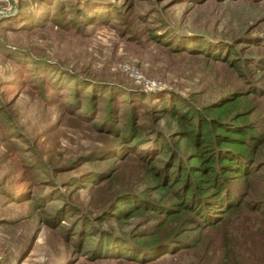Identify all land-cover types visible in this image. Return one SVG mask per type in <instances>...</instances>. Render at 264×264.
Wrapping results in <instances>:
<instances>
[{
  "label": "rangeland",
  "instance_id": "rangeland-1",
  "mask_svg": "<svg viewBox=\"0 0 264 264\" xmlns=\"http://www.w3.org/2000/svg\"><path fill=\"white\" fill-rule=\"evenodd\" d=\"M13 1L0 22V264H219L230 253L240 264H264L262 169L236 186L240 208L193 233L188 248L139 262L91 258L62 237L74 220L97 227L108 197L135 171L124 159L150 149L112 144V122L101 111L111 114V106L136 114L147 140L154 131L168 139L176 126L158 110L162 97L176 94L199 108L238 91L248 119L259 116L255 163L264 164V0H58L59 10ZM18 11L39 15L41 26L22 29ZM229 48L239 71L203 52ZM255 201L263 203L259 211ZM56 209V217L42 220L39 210ZM144 225L136 217L104 227L126 240Z\"/></svg>",
  "mask_w": 264,
  "mask_h": 264
},
{
  "label": "trees",
  "instance_id": "trees-1",
  "mask_svg": "<svg viewBox=\"0 0 264 264\" xmlns=\"http://www.w3.org/2000/svg\"><path fill=\"white\" fill-rule=\"evenodd\" d=\"M35 1L38 10H59L58 0ZM87 7L84 5L85 9ZM16 16V22L22 29L38 28L42 24L39 15L28 16L29 19H26L28 17H24V11H18ZM81 17V20L85 19ZM208 51L203 52L239 71L240 59L231 56V48L224 54H218V51L211 54ZM105 91L109 93V89ZM237 92L199 108L176 94L165 100L162 97L158 110L162 112L161 115L174 120L176 127L168 139L163 133L154 131L151 140H147L146 128L136 114L128 113L129 116H126L125 113H119L118 108L111 106L112 101L107 99L112 115L108 111H101L105 122H112L107 124L108 129L104 128L113 135L112 144L124 140L136 145L133 146L136 149L143 144L149 145L150 149L138 148L130 152L133 156L128 155L126 158L122 156L123 153L116 151L118 154L115 155L121 161L125 158L135 162V171L119 185L121 188L117 193L108 197L107 205L95 217L97 227L89 219H86L87 222L74 220L62 237L68 242H74L78 252H86L91 258L117 256L130 261H146L155 253L166 254L190 247L188 240L193 233L199 234L202 229L216 225L223 214L239 209L242 192L236 186L246 185L249 178L261 169L264 171V164L255 163L259 162L255 154L263 142L260 133L262 126L256 122L259 116L256 115L253 120L248 119L245 113L248 104L244 102V96ZM89 102L91 106L90 99ZM75 103L78 104L77 101ZM114 119H117L115 123ZM81 163H72L70 168L76 169ZM101 177L109 179L107 172ZM137 183L143 185L141 190L131 187ZM27 200L33 198L28 197ZM262 204L261 201H255V210L259 211ZM57 210L52 215L44 210H39V213L44 215L42 220L45 222L56 217L61 209ZM68 212L77 214L74 208ZM43 215L40 214V217ZM136 217H141L145 225L130 232L126 240L113 236L104 227L111 220L119 222ZM224 255L219 264L227 260H231V264H240L231 253L229 256Z\"/></svg>",
  "mask_w": 264,
  "mask_h": 264
},
{
  "label": "built area",
  "instance_id": "built-area-1",
  "mask_svg": "<svg viewBox=\"0 0 264 264\" xmlns=\"http://www.w3.org/2000/svg\"><path fill=\"white\" fill-rule=\"evenodd\" d=\"M2 2V6H0V22L2 21V19L7 16V12L9 11L8 9L12 8L13 5V0H1ZM133 75L136 78H140V74H135L133 73Z\"/></svg>",
  "mask_w": 264,
  "mask_h": 264
}]
</instances>
